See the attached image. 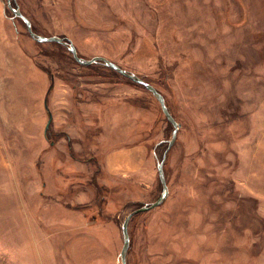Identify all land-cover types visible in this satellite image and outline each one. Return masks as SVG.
Listing matches in <instances>:
<instances>
[{"label": "rangeland", "instance_id": "rangeland-1", "mask_svg": "<svg viewBox=\"0 0 264 264\" xmlns=\"http://www.w3.org/2000/svg\"><path fill=\"white\" fill-rule=\"evenodd\" d=\"M10 3L179 123L127 264H264V0ZM172 131L151 91L0 0V264H121Z\"/></svg>", "mask_w": 264, "mask_h": 264}, {"label": "water", "instance_id": "water-1", "mask_svg": "<svg viewBox=\"0 0 264 264\" xmlns=\"http://www.w3.org/2000/svg\"><path fill=\"white\" fill-rule=\"evenodd\" d=\"M10 1L11 0H7V6L10 8V10L12 11L14 16L20 18L24 22V24L26 25L30 36L35 41H37V42H58L60 44L67 45V47L70 50V52L72 53L74 59L78 63H80L82 65H89V64H92V63H103L105 66L112 68L116 72H118L121 75H123V76L127 77L128 79H130L131 81L143 85L147 90L151 91L152 94L159 101L162 112L164 113L166 119L173 126V131H172V134H171V138L167 142V146H166V149L164 150V153L162 155L161 160L158 161V163H157L158 179L160 181L161 188H162L161 194L153 202H151L149 204L141 205L140 207H137V208L133 209L132 211H130L128 213V215L125 217V219H124V221L122 223L121 229H122V235H123V243H122V247H121V250H120V253H119V257H120V260H121V264H127L126 256H127L128 250L130 249V237H129V233H128V223H129L130 218L133 215L137 214V213H141V212L147 211V210L159 205L160 203H162V201L166 198V196L168 194V186H167L166 180H165L163 165H164V161H165V158H166V154H167L168 150L170 149V147L172 146V144L174 143V141L176 139L177 130L179 128V123L175 120V118L169 112V110L167 108V105L165 103V99H164L163 95L152 84H150L148 81L144 80L143 78H141L137 74L122 68L121 66H119L118 64H116L115 62L111 61L110 59H108L106 57L93 56V57H91L89 59L81 57L78 54L75 46L67 38H64V37L58 36V35L46 36V35H40V34L35 33L33 28H32L30 20L20 11V9L17 6L13 7L11 5ZM52 85H53V77L51 76L50 85L48 87V91L47 92H49V90L51 89ZM47 92H46L45 98H44V106H45L46 110L48 111L47 102H46ZM50 121H51V116L49 117V119H48V121H47V123L45 125V130L48 128V125H49Z\"/></svg>", "mask_w": 264, "mask_h": 264}, {"label": "trees", "instance_id": "trees-1", "mask_svg": "<svg viewBox=\"0 0 264 264\" xmlns=\"http://www.w3.org/2000/svg\"><path fill=\"white\" fill-rule=\"evenodd\" d=\"M141 85V84H140ZM143 86V85H142ZM144 87V86H143ZM145 88V87H144ZM137 214H139V213H137ZM136 215V214H135Z\"/></svg>", "mask_w": 264, "mask_h": 264}]
</instances>
